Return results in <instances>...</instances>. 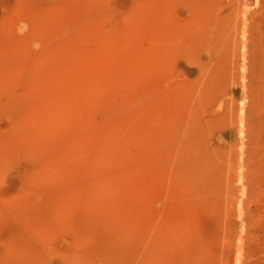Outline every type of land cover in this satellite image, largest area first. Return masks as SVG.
Instances as JSON below:
<instances>
[{
  "label": "rangeland",
  "instance_id": "obj_1",
  "mask_svg": "<svg viewBox=\"0 0 264 264\" xmlns=\"http://www.w3.org/2000/svg\"><path fill=\"white\" fill-rule=\"evenodd\" d=\"M162 1L0 0V264L264 259V0L245 99L230 0Z\"/></svg>",
  "mask_w": 264,
  "mask_h": 264
},
{
  "label": "bare ground",
  "instance_id": "obj_2",
  "mask_svg": "<svg viewBox=\"0 0 264 264\" xmlns=\"http://www.w3.org/2000/svg\"><path fill=\"white\" fill-rule=\"evenodd\" d=\"M243 4H245L244 7L246 8L248 6L247 0H243ZM169 6L170 2L165 4L162 0H155V9L157 11L161 10V8L168 11ZM237 8L238 6L235 5V0H230L229 2L224 1V3L220 5V10L218 11L216 17L217 37L215 39V43L208 48L211 50L216 60L219 79L222 83L226 82L225 73H227V68L236 69L238 71L242 86V95L245 99L248 92L250 91L252 83H254L255 78H258L259 76L256 67L260 68V65H254V63H257V60L255 58L251 59L249 56H247L248 47L250 46L251 42H256L257 40L256 25H259V23L257 22V19L254 18L255 15H252L249 18L244 9H241V17L236 19L237 15L235 14V11ZM167 17V15L156 16V23H154L155 32L159 33V25L157 22L161 20L167 22ZM166 33L167 31L164 32L165 35ZM162 37L164 36L162 35ZM247 70H249V72H247ZM248 77L249 88L247 91L246 86ZM257 91L258 90L250 94H256V97L258 96ZM223 93L225 95L232 96L234 90L224 89ZM238 108H240V111L243 112V114H240L241 119H247V113L250 107L242 102ZM249 264H264V259L254 260Z\"/></svg>",
  "mask_w": 264,
  "mask_h": 264
}]
</instances>
